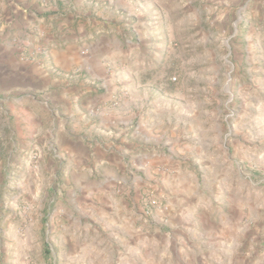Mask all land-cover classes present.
<instances>
[{"label":"crops","instance_id":"1","mask_svg":"<svg viewBox=\"0 0 264 264\" xmlns=\"http://www.w3.org/2000/svg\"><path fill=\"white\" fill-rule=\"evenodd\" d=\"M22 1L29 11L14 16L15 26H37L48 39L36 42L48 47L32 55L35 43L28 42L9 51L0 37V93L18 96L0 103V115L15 116L12 133L20 145L11 152L25 156L17 168L33 173L26 199L34 213L25 239L20 221L8 222L12 243L4 247L27 254L30 264H225L212 260L214 247L254 252L262 259L253 264H264V247L249 239L264 238V187L251 192L244 178L245 171L264 175L261 118L252 115L239 127L237 148L212 150L223 128L209 116L194 127L196 108L162 112L147 96L155 70L148 51L124 49L147 24L161 38L155 48L162 45L160 8L167 0ZM149 7L159 20L146 16ZM62 30L70 35L59 38ZM119 84L128 99L113 105ZM25 92H46V99L19 96ZM253 99L259 110L261 101ZM34 152L40 160L31 167L24 158ZM9 159L0 156V175ZM116 183L127 187L126 196H118ZM150 194L167 201L168 227L157 217L143 224L142 203ZM21 201L12 197L13 205Z\"/></svg>","mask_w":264,"mask_h":264},{"label":"rangeland","instance_id":"2","mask_svg":"<svg viewBox=\"0 0 264 264\" xmlns=\"http://www.w3.org/2000/svg\"><path fill=\"white\" fill-rule=\"evenodd\" d=\"M28 11L27 4L22 0H0V37L6 42L5 46L9 51L24 47L29 42L35 43L32 55L36 51L45 53L48 44L36 41L48 39L45 37L48 33L39 35L37 26L24 31L15 26L14 16H23ZM160 11V34L162 41L164 40L162 45L155 48L157 41L161 44V38L156 40L147 24L139 35L134 36V44L124 47L129 52L148 51L146 61L154 64L155 69L153 76L148 77L152 82L147 90L149 100L157 103L164 113L169 112L170 106H173L174 112L176 108L185 107L191 111L196 108L198 121L194 120V127L203 126L212 117L215 128H223L222 134L217 133L214 136L216 144L212 150L216 152H220L226 144L237 148L238 130L242 129L239 127L252 115L258 114L261 118L260 129L264 132V0H167ZM145 14L147 17L158 15L155 19L159 20V14L151 7ZM65 30L61 31L64 34H60L59 38L70 35ZM155 53L161 56L156 59ZM22 58L29 59L30 55ZM120 63L113 66L116 77L120 75L116 70L121 67ZM255 86H259L258 91ZM119 87L113 105L128 99V88L122 84ZM45 94L46 92H25L19 96L24 95L30 101L34 98L45 100ZM13 97L18 96L4 90L0 93V103H8ZM253 97L261 101L259 110ZM14 119L15 116L10 111L0 115V133L6 132V139H0V156H10L11 163L6 172L0 175V228L5 229V232L0 230V264H30L29 257L25 256L27 254L18 257L13 250L4 247L8 246L7 243H12L9 240L8 222L19 220V236L25 239V227L29 225L34 214L26 199L29 194L28 176L33 173L27 174L23 172L25 168H17L19 164L25 165L22 159L25 156L19 158L17 152H11L12 149L15 150L13 145H20L12 133ZM162 119V132L167 136L170 121L166 114H163ZM24 159L26 165L35 167L40 157L38 152H34L27 154ZM244 174L251 192L264 187V175L255 178L250 172L245 171ZM129 176L132 178L134 175ZM124 177L128 178V168ZM114 186L118 196H126L127 187L122 185L120 189L121 185L117 183ZM16 196L22 199L19 205L12 203V197ZM161 204L168 206L167 213L163 216L156 211L151 219L157 217L163 228L168 227L170 207L167 201ZM122 209L124 213H128L126 203ZM141 217L143 224H150L151 219L147 222L143 212ZM138 231H141L140 226ZM249 239L264 247V238L253 239L250 236ZM2 240L7 241L5 245ZM213 250L212 260H223L225 264L242 261L253 264L262 259L254 252L238 253L231 250V247H214ZM200 255H196L198 261L203 258Z\"/></svg>","mask_w":264,"mask_h":264},{"label":"built area","instance_id":"3","mask_svg":"<svg viewBox=\"0 0 264 264\" xmlns=\"http://www.w3.org/2000/svg\"><path fill=\"white\" fill-rule=\"evenodd\" d=\"M156 211L164 216L168 211V206L165 204H160L155 196L149 195L143 200L142 203L143 216L147 222L151 219Z\"/></svg>","mask_w":264,"mask_h":264}]
</instances>
